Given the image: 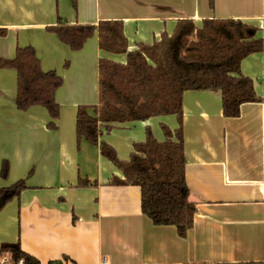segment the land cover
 <instances>
[{"label":"crops","instance_id":"crops-1","mask_svg":"<svg viewBox=\"0 0 264 264\" xmlns=\"http://www.w3.org/2000/svg\"><path fill=\"white\" fill-rule=\"evenodd\" d=\"M58 18L69 25L120 21L127 51L172 34L182 20L236 19L259 29L262 50L240 66L259 102L225 118L219 90L183 95L184 174L195 207L183 237L141 213L138 187L108 185L122 174L98 147L77 143V108L98 101L99 59L124 63L125 56L100 51L96 35L70 51L45 31ZM0 31V60L30 46L41 69L62 79L50 130L44 108H15L16 73L0 68V168L9 165L0 188L19 180L26 186L0 211V245L18 243L39 264H264V0H213L212 8L208 0H76L75 9L68 0H0ZM161 125L173 130L176 119L125 123L101 140L126 161L145 128L163 140ZM80 179L91 185L78 186ZM0 264L13 263L1 253Z\"/></svg>","mask_w":264,"mask_h":264},{"label":"trees","instance_id":"trees-1","mask_svg":"<svg viewBox=\"0 0 264 264\" xmlns=\"http://www.w3.org/2000/svg\"><path fill=\"white\" fill-rule=\"evenodd\" d=\"M68 1L75 9L76 0ZM212 5L213 0H208V6ZM45 31L72 52L81 50L96 35L100 51L125 56L124 63L99 59L98 101L77 108L76 140L98 147L100 155L121 172L122 179L113 176L108 185L138 187L141 213L155 226L175 227L178 236L183 237L192 226L195 212L188 200L184 174L183 95L188 91L219 90L225 118H236L242 105L259 102L253 81L240 70L244 58L262 50L259 29L236 19H205L200 26L182 20L172 34L163 32L158 40L138 43L133 51H127L120 21L69 25L58 18ZM0 68L16 73L15 108H44L49 116L47 128L55 130L59 115L55 94L62 85L61 77L53 71L44 72L30 46L17 47L12 59L0 60ZM161 116H174L176 128L161 125L162 141L145 128L144 141L133 144L126 161L101 140L115 126ZM8 170V163L3 161L2 179H6ZM89 185L88 180L78 181L80 187ZM24 189V180L0 188V211L18 199ZM1 253H7L13 264L20 260L23 264H39L18 243L1 244Z\"/></svg>","mask_w":264,"mask_h":264},{"label":"built area","instance_id":"built-area-1","mask_svg":"<svg viewBox=\"0 0 264 264\" xmlns=\"http://www.w3.org/2000/svg\"><path fill=\"white\" fill-rule=\"evenodd\" d=\"M22 263V261L20 260V261H18L16 264H21Z\"/></svg>","mask_w":264,"mask_h":264},{"label":"rangeland","instance_id":"rangeland-1","mask_svg":"<svg viewBox=\"0 0 264 264\" xmlns=\"http://www.w3.org/2000/svg\"><path fill=\"white\" fill-rule=\"evenodd\" d=\"M159 130H160V132H161V128H160V126H159Z\"/></svg>","mask_w":264,"mask_h":264}]
</instances>
